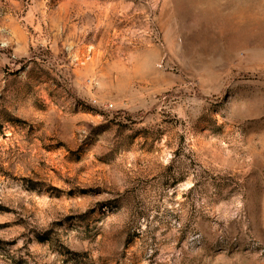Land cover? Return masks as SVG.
I'll list each match as a JSON object with an SVG mask.
<instances>
[{
    "label": "rangeland",
    "instance_id": "1",
    "mask_svg": "<svg viewBox=\"0 0 264 264\" xmlns=\"http://www.w3.org/2000/svg\"><path fill=\"white\" fill-rule=\"evenodd\" d=\"M0 264H264V0H0Z\"/></svg>",
    "mask_w": 264,
    "mask_h": 264
}]
</instances>
